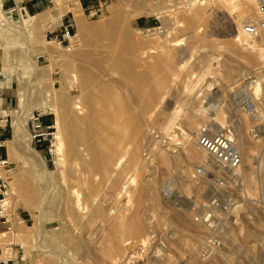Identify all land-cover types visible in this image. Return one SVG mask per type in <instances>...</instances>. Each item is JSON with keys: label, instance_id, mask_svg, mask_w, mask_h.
Wrapping results in <instances>:
<instances>
[{"label": "rangeland", "instance_id": "374dc122", "mask_svg": "<svg viewBox=\"0 0 264 264\" xmlns=\"http://www.w3.org/2000/svg\"><path fill=\"white\" fill-rule=\"evenodd\" d=\"M27 1L0 0L3 117L14 133L0 261L264 264V32L244 27L263 18L255 0H101L97 14L84 0L37 11ZM67 18L75 37L61 44ZM239 92L251 93L259 118ZM35 110L57 128L56 155L30 136ZM213 118L232 130L243 163L239 184L225 185L223 244L206 250L211 230L196 215L211 175L198 172L208 153L195 130Z\"/></svg>", "mask_w": 264, "mask_h": 264}, {"label": "built area", "instance_id": "2783aa9c", "mask_svg": "<svg viewBox=\"0 0 264 264\" xmlns=\"http://www.w3.org/2000/svg\"><path fill=\"white\" fill-rule=\"evenodd\" d=\"M172 7L182 8L185 5L200 4L204 0H164ZM258 12L263 18L253 23H246L247 33L258 35L264 32V0H255ZM93 14L98 10L93 9ZM91 12V13H92ZM74 21L67 18L62 24L60 32L56 33L55 39L61 44H71L74 40ZM240 102L243 108L253 119L259 118L249 92L240 94ZM212 106V105H211ZM212 121L202 123L196 129L197 144L208 153L205 163L201 165L198 172L201 175H211L210 196L200 205L196 215V220L211 230V235L206 243V250L220 248L223 244L222 229L227 218L226 212L232 206V197L226 193L225 185L230 181L239 184L241 178L238 173L243 163L242 152L237 143L230 137V130L217 131L213 128ZM8 119L0 117V127H7ZM57 128L54 124H46L44 113L39 110L32 112L30 116V136L35 144H46L45 150L51 155L57 154ZM252 134L256 137L260 132V124L251 127ZM157 137L159 135H156ZM3 142L0 141V148ZM14 167L8 158L0 156V224L7 221V199L9 197L10 184L9 177L13 173ZM2 171L4 173H2ZM164 194L167 197L173 195L172 188L164 187ZM6 203H5V202ZM6 253L11 252L13 247L6 245ZM21 260L24 256L20 257ZM0 264H15L12 257L1 260Z\"/></svg>", "mask_w": 264, "mask_h": 264}, {"label": "crops", "instance_id": "0c3cea01", "mask_svg": "<svg viewBox=\"0 0 264 264\" xmlns=\"http://www.w3.org/2000/svg\"><path fill=\"white\" fill-rule=\"evenodd\" d=\"M89 3V7L96 8L101 0H84ZM47 0H28L23 8H30L34 11L43 8ZM83 5V4H82ZM9 101V94L7 91H4L0 88V117L4 116L5 113H8L11 109ZM13 127L7 129V127H0V141L3 142V146L0 148V156L9 159L10 147L7 145V142L13 138Z\"/></svg>", "mask_w": 264, "mask_h": 264}, {"label": "bare ground", "instance_id": "6f19581e", "mask_svg": "<svg viewBox=\"0 0 264 264\" xmlns=\"http://www.w3.org/2000/svg\"><path fill=\"white\" fill-rule=\"evenodd\" d=\"M247 1V0H246ZM248 2H249V0H248ZM246 10L247 9H245V12H246ZM54 49V48H53ZM57 51V50H56ZM124 66V65H123ZM132 65H130V67H131ZM122 67V66H121ZM126 71V70H125ZM132 72V74L131 73H129V75L132 77L133 75H135V74H133V71H131ZM135 73V72H134ZM128 75V76H129ZM136 76V75H135ZM126 77V76H125ZM127 79H128V77H127ZM129 84V83H128ZM241 94V92H239L238 93V95H240ZM251 94V93H250ZM251 96V95H250ZM254 106H255V109H256V112H257V114H256V116H260L259 114H258V107L255 105V103H254ZM217 119H215V121H214V123H213V126H215V130H217V131H227V130H229V127L228 126H226L222 121H216ZM193 127V126H197L196 125V123H195V121L194 122H191L190 123V127ZM199 127V126H198ZM192 129V128H191ZM15 130L17 131V132H19L20 130H19V124L18 123H15ZM196 131V130H195ZM192 133V132H191ZM230 133H231V135H230V137L232 138V139H234L233 138V136H232V130L230 129ZM187 137H188V139L190 140V141H192L195 137L193 136H191V134H189V133H187ZM31 139V138H30ZM197 139V138H196ZM188 140V141H189ZM204 150V149H203ZM205 151V150H204ZM206 153V152H205ZM198 156H196L191 150H188V152H187V159H188V161L189 162H191V163H195L198 159ZM207 159V158H206ZM89 164V163H88ZM248 166V165H247ZM82 174V173H81ZM84 183V182H83ZM80 185V184H79ZM168 188H170L171 189V186H169ZM173 190V189H172ZM149 192V191H148ZM59 212V211H58ZM4 260V259H3ZM118 263V262H117Z\"/></svg>", "mask_w": 264, "mask_h": 264}]
</instances>
